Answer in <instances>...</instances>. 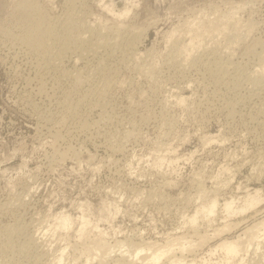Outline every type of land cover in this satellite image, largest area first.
<instances>
[{
    "label": "rangeland",
    "instance_id": "374dc122",
    "mask_svg": "<svg viewBox=\"0 0 264 264\" xmlns=\"http://www.w3.org/2000/svg\"><path fill=\"white\" fill-rule=\"evenodd\" d=\"M262 65L264 0H0V264H264Z\"/></svg>",
    "mask_w": 264,
    "mask_h": 264
},
{
    "label": "bare ground",
    "instance_id": "6f19581e",
    "mask_svg": "<svg viewBox=\"0 0 264 264\" xmlns=\"http://www.w3.org/2000/svg\"><path fill=\"white\" fill-rule=\"evenodd\" d=\"M111 2V1H110ZM109 2V3H110ZM131 2V1H130ZM124 3V2H123ZM133 3V2H132ZM103 4V7L110 13L113 14L114 17H120L122 15H127V13L130 12V9H129V5L127 6L126 5V8H124V11L121 12H117L115 13L114 9L110 7L111 4H107V3H102ZM98 5V4H97ZM102 6V5H101ZM100 7V6H99ZM125 7V6H124ZM30 8H33V9H36L35 6H31L29 5L26 1H20L18 3V6H17V12L18 14L20 15V17L23 19V25H24V33H23V36H22V39L24 41V43H26L28 45V47H30V49H35V50H44L46 51L47 47H48V44H47V41L49 40L50 38V27H48L44 21L39 18V17H31L29 16V10ZM130 8H131V5H130ZM80 16V15H79ZM73 17V16H72ZM81 17V16H80ZM79 17V18H80ZM113 17V18H114ZM123 17V16H122ZM76 18V17H75ZM124 18V17H123ZM78 19V18H76ZM116 19V18H115ZM114 19V20H115ZM69 20V19H68ZM75 20V19H74ZM82 20V19H81ZM80 20V22H81ZM117 20V19H116ZM120 20V19H119ZM75 22V21H74ZM123 23V22H121ZM117 24V23H116ZM208 24L209 26H205V29L206 31H210L212 28H215L217 26H212L211 22L208 21ZM84 25V24H83ZM118 25V24H117ZM121 25V24H119ZM67 26V36L69 35L71 37V34L69 32V30L73 27V25L71 24V22L68 24V25H65ZM124 26V24H123ZM81 27V26H80ZM132 29V28H130ZM134 29V28H133ZM65 30V29H64ZM120 31V30H119ZM137 33V32H136ZM135 33V34H136ZM133 34V33H132ZM119 35V34H118ZM131 35V33H130ZM135 36V35H134ZM74 37V36H73ZM73 37H71L70 39H73ZM79 37V36H78ZM80 38V37H79ZM107 38V37H106ZM98 39V38H97ZM111 39V38H110ZM113 39V38H112ZM131 39V38H130ZM76 40V39H75ZM84 42H85V39H83ZM103 40V39H102ZM108 40V39H107ZM115 40V39H114ZM129 40V39H128ZM74 41V40H73ZM87 41V40H86ZM94 41V40H93ZM97 41V40H96ZM110 41V40H109ZM132 41V40H131ZM101 42V40H100ZM113 42V41H111ZM71 43V42H70ZM89 43V42H88ZM94 43V42H92ZM99 43V42H98ZM102 43V42H101ZM107 43V41H106ZM110 43V42H109ZM128 43V41H127ZM132 43V42H131ZM130 43V44H131ZM77 44V43H76ZM80 44V42H79ZM114 44V43H113ZM95 45V44H94ZM106 45V44H104ZM127 45V44H126ZM129 45V44H128ZM186 46V44H183V46ZM87 46V45H86ZM85 46V47H86ZM98 46V45H97ZM184 46V47H185ZM83 47V45H82ZM92 47V46H91ZM95 47V46H94ZM103 47V46H102ZM184 47L181 46V48L183 49ZM74 48V47H73ZM72 48V49H73ZM76 48V47H75ZM97 48V47H96ZM71 49V50H72ZM95 49V48H94ZM84 50V49H83ZM131 50V48H130ZM180 50V49H179ZM178 50V51H179ZM184 50V49H183ZM73 51V50H72ZM75 51V50H74ZM177 51V49H176ZM182 51V50H180ZM71 52V51H70ZM76 52V51H75ZM84 53V52H83ZM91 53V52H90ZM180 53V52H179ZM71 54V53H70ZM88 54V53H87ZM97 54V53H96ZM74 55V54H73ZM79 56V55H78ZM96 56V55H95ZM76 57V56H75ZM81 57V56H80ZM83 57V56H82ZM86 57V56H84ZM94 58V57H93ZM60 59V58H59ZM73 59V58H72ZM263 59V58H262ZM75 60V59H74ZM78 60V59H77ZM76 61V60H75ZM74 61V62H75ZM83 61V60H82ZM88 61V60H87ZM78 63V61L76 62ZM228 63V62H226ZM75 64V63H74ZM76 65V64H75ZM229 67V66H228ZM231 67V66H230ZM262 67L264 68V66L262 65ZM232 68V67H231ZM228 69V68H227ZM226 69V70H227ZM222 70V68H221ZM225 72H228V70ZM264 70V69H262ZM263 72V71H261ZM259 73V72H258ZM264 75V74H263ZM260 76V75H259ZM256 92V91H255ZM260 93V91H259ZM261 94V93H260ZM259 94V95H260ZM252 203H254V205H256V203H260V201H256V199H254V201H248V207H252ZM232 205H234V199H232V197H230V199H228V209H232ZM202 209H208V213H212V207H210V205H208V207H202ZM240 211H242V213H244V207H242V209H240ZM232 215H234V213H232ZM82 227H84V223H82ZM264 227V219L249 227V228H246L243 232V234L246 236H248L247 238V244L248 246L249 245H252V241L251 240H254L256 244V247L258 246V244L260 243V236H259V230L260 228ZM201 241L204 239V236H201ZM256 239V240H255ZM180 241L182 242H178L176 245L179 246V249L182 251L184 250L186 247H185V244H187L188 246H190V241H186L185 239H180ZM186 241V242H184ZM239 245H240V240L237 238V240H232V241H224L222 242L221 244L218 245V247L226 254L227 257L229 256H232L234 255L237 251H238V248H239ZM122 246H125L124 244ZM168 246V243L164 246V247H167ZM112 248L113 247H110L108 246L107 244H102L101 245V249H102V254H104L103 256L105 255H108L109 253L112 252ZM123 248V247H122ZM128 248H131L128 246ZM96 251H98V249H96ZM104 252V253H103ZM126 253L128 251H125ZM213 250H209V254H212ZM140 253H144V249H136V251H134V255H136L135 257H137V259H140V258H147V257H150L149 261H147L145 264H156L158 261L161 260V258L163 256H165L166 254H169L168 252V249H165V250H160L159 247L158 248H151V247H148V251H146V253H149L148 255L147 254H143L140 256ZM237 254V253H236ZM171 256H174L172 255L171 253ZM169 255V257H171ZM106 257V256H105ZM168 257V258H169ZM175 257V256H174ZM204 257V256H203ZM203 257L201 258V260L199 261V263H197V261L195 260H191L189 261L188 263L185 262L184 258H171V262H169L170 264H206L205 260H203ZM166 259V257L164 258ZM89 261H92L91 258H88ZM87 260V261H88ZM60 261H61V258H60ZM169 261V260H168ZM136 260H129L128 263L130 264H135ZM127 263V264H128Z\"/></svg>",
    "mask_w": 264,
    "mask_h": 264
}]
</instances>
